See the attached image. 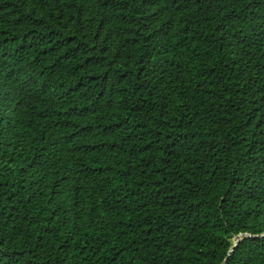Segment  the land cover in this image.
Wrapping results in <instances>:
<instances>
[{
  "label": "trees",
  "instance_id": "trees-1",
  "mask_svg": "<svg viewBox=\"0 0 264 264\" xmlns=\"http://www.w3.org/2000/svg\"><path fill=\"white\" fill-rule=\"evenodd\" d=\"M264 264V0H0V264Z\"/></svg>",
  "mask_w": 264,
  "mask_h": 264
},
{
  "label": "water",
  "instance_id": "water-1",
  "mask_svg": "<svg viewBox=\"0 0 264 264\" xmlns=\"http://www.w3.org/2000/svg\"><path fill=\"white\" fill-rule=\"evenodd\" d=\"M250 236L249 233H240L236 236H234V240H233V245L231 246L229 252H228V255L226 256V258L224 259L223 263L222 264H226L227 260H228V257L230 255V253L232 252V250L234 249V247L238 244V242L244 237V236ZM264 234H261L260 236H263ZM242 236V237H241Z\"/></svg>",
  "mask_w": 264,
  "mask_h": 264
},
{
  "label": "rangeland",
  "instance_id": "rangeland-1",
  "mask_svg": "<svg viewBox=\"0 0 264 264\" xmlns=\"http://www.w3.org/2000/svg\"><path fill=\"white\" fill-rule=\"evenodd\" d=\"M244 236V235H243ZM242 237V236H241ZM233 240H234V237H233Z\"/></svg>",
  "mask_w": 264,
  "mask_h": 264
}]
</instances>
